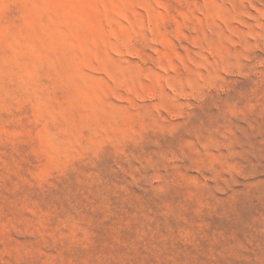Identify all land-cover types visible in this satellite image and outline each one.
Returning <instances> with one entry per match:
<instances>
[{
	"label": "rangeland",
	"instance_id": "1",
	"mask_svg": "<svg viewBox=\"0 0 264 264\" xmlns=\"http://www.w3.org/2000/svg\"><path fill=\"white\" fill-rule=\"evenodd\" d=\"M0 264H264V0H0Z\"/></svg>",
	"mask_w": 264,
	"mask_h": 264
}]
</instances>
